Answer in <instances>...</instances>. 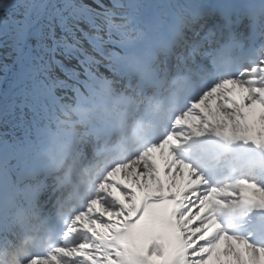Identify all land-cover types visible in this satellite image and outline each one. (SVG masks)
<instances>
[{"label":"snow or ice","instance_id":"6c2138e0","mask_svg":"<svg viewBox=\"0 0 264 264\" xmlns=\"http://www.w3.org/2000/svg\"><path fill=\"white\" fill-rule=\"evenodd\" d=\"M0 52V264H264V0H0Z\"/></svg>","mask_w":264,"mask_h":264},{"label":"bare ground","instance_id":"6f19581e","mask_svg":"<svg viewBox=\"0 0 264 264\" xmlns=\"http://www.w3.org/2000/svg\"><path fill=\"white\" fill-rule=\"evenodd\" d=\"M0 58H2V52H0ZM5 62H7V61L5 60Z\"/></svg>","mask_w":264,"mask_h":264}]
</instances>
